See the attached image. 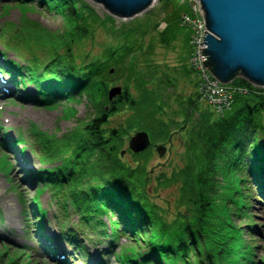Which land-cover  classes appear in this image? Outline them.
<instances>
[{
  "label": "trees",
  "instance_id": "16d2710c",
  "mask_svg": "<svg viewBox=\"0 0 264 264\" xmlns=\"http://www.w3.org/2000/svg\"><path fill=\"white\" fill-rule=\"evenodd\" d=\"M164 2L167 4L163 8L172 4L173 11L164 18L166 27L157 38L153 31L159 22L151 29L137 19L119 27L113 17H101L83 0H39L40 7L67 21L70 29L63 36L67 44L54 46L40 68L36 66L40 63L30 59L23 65L0 54L5 58L0 60V69L12 76L17 87L19 83L24 88L36 87L34 97L26 96L33 103L48 106L85 97L95 112L65 138L71 140L78 131L76 143L70 144L72 155L52 168L40 158L44 167L35 176L39 188L34 198L40 229L47 215L40 196L50 191L61 212L68 214L74 209L82 221L94 218L88 215L90 210L104 209L105 214L115 217L111 243L124 234L140 247L135 254L119 253V264H264L259 254L264 252V242L252 236H261L264 230L259 231L254 221L235 225L229 220L235 216L253 219L252 181L264 198V89L241 77L234 79L232 84L243 87L247 94L235 96L230 112L214 116L200 108L197 92L184 95L173 90L175 79L165 72L154 76L159 69L143 57L150 55L157 40L160 45L171 46L174 36L167 20L181 18L177 0ZM101 27L108 35H116V42L93 55L88 47L95 45L86 43L95 39ZM5 47L18 52L14 44ZM84 48L88 52H82ZM118 83L123 93L110 101L109 90ZM117 116H124V121L116 119L115 124ZM112 123L115 125L109 127ZM137 131L149 133L152 143L171 142L182 133L186 137L181 142L184 167L172 174L179 191L178 211L164 215L150 194L147 185L153 173L149 168L152 147L140 154L129 151L131 160L121 156L126 142ZM4 139L0 146L5 150L9 145L25 143L22 134L12 140L4 134ZM225 190L230 191L229 197ZM233 195L240 201H234ZM98 233L107 236L104 231ZM68 235L83 254L76 233Z\"/></svg>",
  "mask_w": 264,
  "mask_h": 264
},
{
  "label": "rangeland",
  "instance_id": "374dc122",
  "mask_svg": "<svg viewBox=\"0 0 264 264\" xmlns=\"http://www.w3.org/2000/svg\"><path fill=\"white\" fill-rule=\"evenodd\" d=\"M83 1L95 9L101 17L110 15L103 5L93 0ZM189 1L192 0H177L180 17L191 13ZM166 4L164 0H156L149 9L129 19L110 16L115 19L119 27L130 24L135 19L137 23H148L149 28L155 22H159L158 29L153 31L154 37L158 38V33L165 27V19L173 11L172 4L163 8ZM180 4L187 5L180 6ZM64 20L59 14L48 11L45 6L40 7L39 0H34L32 4L0 0V43L14 44L18 50V52L10 51L0 45V53H6L11 59L20 63L30 59L40 63L36 64L40 68L41 62L48 58V53L54 46L67 44L63 36L70 27ZM167 21L174 36L171 46L165 47L160 45L159 40H155L154 50L150 55L144 56L143 60L159 69L154 76L158 74L163 76L162 73H167L165 75L175 79L173 90L189 95L197 91L199 82L203 83V76L195 72L191 66L192 52L195 51L192 44L193 31L190 26L181 25V18L179 21ZM108 25L112 26L111 23ZM115 37L108 35L104 27H101L96 32L95 39L90 38L86 44L95 45L88 47L93 55L100 54L108 44L116 42ZM205 47L208 46L205 44ZM146 49L147 44L143 47V51ZM85 51L88 52L86 48L82 49V52ZM139 54L141 55L142 52ZM3 80L6 81L7 86L3 85ZM0 86V142L5 140L3 138L5 133L11 140L22 134L25 140V143L19 147L8 146V143H5L8 146L5 150L0 146V258L3 257L0 259V264H63L64 261H67V264H119L117 256L120 252L122 256L137 253L140 250L139 245L129 243L131 237H126L124 234L119 235L118 241L113 240L111 243V222L115 221V218L112 215L104 216L106 213L104 209H99L97 212L90 210L88 215H94V218L84 227L80 223L79 214L74 209L70 211L69 216L60 211L50 191L40 196L41 206L47 211L42 222L43 227L40 229V215L35 213L34 201L39 186L35 176L44 167L40 158L48 163H45V166L52 168L60 164L63 158L72 155L73 148L70 144L76 143L78 131L71 140L65 138L71 136L75 130H79L83 125L81 122L90 120L95 112L85 97L49 106L33 103L26 96L34 97L36 87L29 85L24 89H17L6 75H0ZM200 108L207 109L213 114L216 112L214 107L205 102L200 103ZM116 119L124 121L125 117L117 116L115 121L113 120L115 124H117ZM114 123L109 127L115 125ZM2 127L4 129H1ZM182 140L186 141L183 133L180 136L176 135L173 141L164 143L166 146L169 145L172 151H168L163 157H160L153 148L154 153L149 165L153 173L149 175L147 186L153 200L163 209L164 215L170 211H178L179 191L172 174L184 167L181 156ZM154 144L164 146L162 143L154 142ZM124 149L128 150V141ZM124 158L131 160L130 154L127 153ZM251 186V194L254 196L251 198L250 214L254 216L253 219L247 217L239 219L235 216L233 220H229L235 225L254 221L257 224L256 228L261 231L264 230V198L253 181ZM225 192L229 197L230 191L225 190ZM234 201L239 202L240 198L235 195ZM102 220L105 225L100 222V229H108L105 238L97 233L95 226ZM71 231L76 233L79 241L77 244L80 247L83 245L84 255L68 240ZM252 236L264 242V234L261 233L260 236L256 233ZM260 246L262 248L261 244ZM259 254L264 257L263 250Z\"/></svg>",
  "mask_w": 264,
  "mask_h": 264
},
{
  "label": "water",
  "instance_id": "95a60500",
  "mask_svg": "<svg viewBox=\"0 0 264 264\" xmlns=\"http://www.w3.org/2000/svg\"><path fill=\"white\" fill-rule=\"evenodd\" d=\"M113 16L133 18L149 9L156 0H93ZM207 27L201 54L212 75L227 84L241 77L256 87L264 88V0H199ZM113 72V70H112ZM122 87L109 91L112 101L122 94ZM151 144L145 131L137 132L129 141L135 154L146 151ZM163 157L167 148L159 146ZM126 150L121 152L124 157Z\"/></svg>",
  "mask_w": 264,
  "mask_h": 264
},
{
  "label": "built area",
  "instance_id": "2783aa9c",
  "mask_svg": "<svg viewBox=\"0 0 264 264\" xmlns=\"http://www.w3.org/2000/svg\"><path fill=\"white\" fill-rule=\"evenodd\" d=\"M192 8L194 11V16H185L183 18V24L191 26L194 30L192 37V44L194 46L192 65L195 69L203 76V83L200 86V93L202 99L214 104L219 110H223L226 106L230 104L231 91L222 85L210 72V70L203 64L207 59V56L201 54V48H205L204 39L205 31H207L204 11L201 7L199 0H192ZM198 4V5H197ZM200 4V6H199ZM204 45V46H203Z\"/></svg>",
  "mask_w": 264,
  "mask_h": 264
},
{
  "label": "flooded vegetation",
  "instance_id": "af4514ba",
  "mask_svg": "<svg viewBox=\"0 0 264 264\" xmlns=\"http://www.w3.org/2000/svg\"><path fill=\"white\" fill-rule=\"evenodd\" d=\"M167 148H168V151H170V150H169V149H170V148H169V145H167ZM168 151H167V152H168Z\"/></svg>",
  "mask_w": 264,
  "mask_h": 264
},
{
  "label": "bare ground",
  "instance_id": "6f19581e",
  "mask_svg": "<svg viewBox=\"0 0 264 264\" xmlns=\"http://www.w3.org/2000/svg\"><path fill=\"white\" fill-rule=\"evenodd\" d=\"M1 87V86H0Z\"/></svg>",
  "mask_w": 264,
  "mask_h": 264
}]
</instances>
